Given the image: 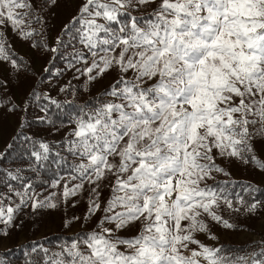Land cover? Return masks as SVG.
<instances>
[{"label": "snow or ice", "instance_id": "obj_1", "mask_svg": "<svg viewBox=\"0 0 264 264\" xmlns=\"http://www.w3.org/2000/svg\"><path fill=\"white\" fill-rule=\"evenodd\" d=\"M61 3L74 14L50 47L49 14ZM13 39L43 54L71 46L63 71L89 86L115 74L56 142L51 182L40 178L53 151L41 136L25 137L21 165L0 166V239L25 209L85 205L80 215L65 211L64 229L81 225L72 239L56 250L33 241L26 264H264V232L249 251L219 244L213 231L241 227L225 214L264 210V201L232 191L230 171L236 163L264 173V0H0V73L19 80L31 64ZM10 81L0 76V111L19 112L22 128L28 97H40L33 83L16 103ZM58 91L77 89L69 82Z\"/></svg>", "mask_w": 264, "mask_h": 264}, {"label": "rangeland", "instance_id": "obj_2", "mask_svg": "<svg viewBox=\"0 0 264 264\" xmlns=\"http://www.w3.org/2000/svg\"><path fill=\"white\" fill-rule=\"evenodd\" d=\"M72 14H74V9L66 7L64 3H61L58 7L51 9L49 14L50 26L46 37L50 47L55 46L56 36L61 35V28L63 24L67 23L70 15ZM62 38L64 42L67 43L68 40L66 41L63 36ZM12 43L16 49V52L23 59V61L30 62L31 71L28 72L27 75H23L19 80H17L16 74L14 72H9L7 68H5L3 72L0 73V76L11 77L7 95L13 98L16 103H20L25 99L29 90L33 87V83H35L36 93L42 92L44 94L50 95L52 98L56 97L59 87L65 83H68L66 78H61L55 73L57 69H60L61 71L64 70L63 68H65V60L62 58L69 52L70 47L60 49V53H63V55L60 53L53 54L51 52L43 54L36 51L35 49L30 48L28 44L21 43L19 40L13 39ZM49 60H51V63H48ZM46 66L50 68L51 71L44 72L43 69ZM67 75H69V77L73 76V72L63 71L62 76L66 77ZM114 75V73H109L103 78V80H100L91 86L84 82L83 77H81L79 80L83 82L85 88H95L94 90H100L101 88H104L110 84ZM30 97L31 96L28 97V102L25 105L27 110L24 113V120L27 114L35 115L38 112V109L35 108ZM19 121V112L13 115L9 114L7 109L0 111V152L4 150L5 146L9 144L12 137L20 129L18 127ZM24 130L26 131V127ZM217 162L226 164L224 161L218 160ZM230 171L232 173V178H241V182H243L245 186L250 183L253 186L258 184L264 185V173L258 170L253 171L249 167L240 166L236 163H233L230 166ZM83 211L84 205L81 203V205L72 212H66L68 216H71L72 214L80 215ZM36 213L37 212L33 213L30 208L25 209L17 219V223L20 224V227L14 228L11 235L6 239H0V249L10 248L13 244L11 242L14 240H18V243L22 242L25 236L28 238L30 237L32 241H36L42 237L47 238L51 235H56L62 237L59 240L62 242L66 240V233L71 234L81 228L79 223L73 224L70 229L63 228L62 219L64 218L65 211H47L41 214L38 220L36 219ZM241 221V227L234 230L219 231L215 230L213 227V231L216 232L219 237L217 242L219 244L241 245L248 244L253 240L258 241L261 238V233L264 232V211L261 212L256 218L246 219L242 216ZM90 227H92V223L84 226L85 229ZM201 236L206 243H213V241L206 240L203 235Z\"/></svg>", "mask_w": 264, "mask_h": 264}, {"label": "trees", "instance_id": "obj_3", "mask_svg": "<svg viewBox=\"0 0 264 264\" xmlns=\"http://www.w3.org/2000/svg\"><path fill=\"white\" fill-rule=\"evenodd\" d=\"M66 41L68 40L67 36H63ZM70 50L72 51L71 46H69ZM68 52V53H69ZM67 53V54H68ZM66 54V55H67ZM65 55V56H66ZM65 56H63L62 59L65 60ZM61 60V59H60ZM64 69V68H63ZM61 78H66L68 83L70 82L71 85L77 89V92L75 95L67 94L59 92L57 93V96L54 97L57 101V104H52L50 100L44 99V93L38 92L37 96L40 98L38 99L36 96H31V100L33 101V105L35 108L38 109L37 114L35 115H26V118L24 120V125L22 128L18 130L17 133L12 137L9 144L12 145V147L8 150L6 158L0 163V166L6 167V168H15L24 161L25 156L22 155L25 153V137L36 135L41 136L45 140H47L50 145L53 148L52 153L50 154V161L46 162L48 164V167L45 169L40 170V178L46 181L51 182L55 178V173L57 170V166L54 163H51V159L55 157V153L57 151H62L60 146L56 143L57 141H60L62 137H64L65 133L68 131V128H70L72 125L69 123V121L78 113L79 106L82 105L86 100H90L91 97L95 96L100 90H94L95 88H85L83 85V82L81 80L74 79L73 76L67 75L66 77L60 75ZM88 89V90H87ZM47 106L48 111L47 113L41 112V107ZM40 115H46L48 120L53 121V125H49L48 123H41L39 120L36 119L37 116ZM26 127V131L24 130ZM56 129H60L59 132L56 131ZM7 146H5L4 150H2L0 153L4 152ZM67 155V153H64ZM69 160H71V157H68ZM61 174H63V169H61ZM218 180H224L227 179V177H224L223 175L217 176ZM233 184L231 185V189L234 193H240L241 195L245 196V199H249V197H255L256 199H259L261 201H264V185H256L255 187H258L259 190L255 192H244L243 189L245 188V185L243 182H241V178H232ZM42 187V186H41ZM41 187L37 188V191L41 190ZM48 191H52V189H48ZM47 195V191L44 193ZM83 204V203H82ZM84 205V204H83ZM85 207V205H84ZM76 208H71L70 206L65 210L64 208L52 210V209H40L37 211V220L41 214L47 211H70L72 212ZM264 210H261L263 212ZM260 212V213H261ZM226 218H230L231 220L238 222L241 224L242 216L237 217L235 214H233L231 217H229L227 214ZM240 218V220H239ZM215 230L219 231H226L220 226L213 225ZM71 233V232H70ZM62 237L51 235L49 237H42L39 240H36L35 242L38 245H43L46 248H50L52 250H56V246L61 243L59 241ZM203 240L202 236L199 237ZM66 240L72 239V233H66L65 234ZM18 240H14L11 243L12 246L10 248L0 249V261H5L6 264H26V255L30 252L32 248V240L30 237H24V240L20 243H18ZM230 247L235 246H245L249 245L248 250L251 251V244H241V245H233V244H223Z\"/></svg>", "mask_w": 264, "mask_h": 264}]
</instances>
